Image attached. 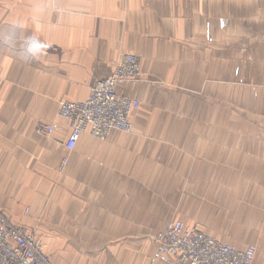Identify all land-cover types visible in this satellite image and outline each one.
Masks as SVG:
<instances>
[{
    "label": "crops",
    "instance_id": "crops-1",
    "mask_svg": "<svg viewBox=\"0 0 264 264\" xmlns=\"http://www.w3.org/2000/svg\"><path fill=\"white\" fill-rule=\"evenodd\" d=\"M15 21L46 47L24 62L0 41L1 214L53 264H150L152 233L205 218L264 264V0H0V32ZM127 53L143 72L117 88L141 104L132 133L68 151L60 102Z\"/></svg>",
    "mask_w": 264,
    "mask_h": 264
},
{
    "label": "built area",
    "instance_id": "built-area-1",
    "mask_svg": "<svg viewBox=\"0 0 264 264\" xmlns=\"http://www.w3.org/2000/svg\"><path fill=\"white\" fill-rule=\"evenodd\" d=\"M140 77V59L126 54L117 62L109 78L97 82L85 102L60 103L59 117L71 127L66 143L68 151L76 148L85 133L100 141H106L115 131L132 133V118L141 104L134 98L119 95L117 88ZM53 130L52 126L41 123L35 131L45 136L52 134ZM153 240L156 251L151 257L152 264H254L257 252L255 246L241 250L224 244L200 227H189L180 221L169 223L164 232L153 236ZM0 264L53 263L42 251L35 235L13 226L0 214Z\"/></svg>",
    "mask_w": 264,
    "mask_h": 264
},
{
    "label": "clouds",
    "instance_id": "clouds-1",
    "mask_svg": "<svg viewBox=\"0 0 264 264\" xmlns=\"http://www.w3.org/2000/svg\"><path fill=\"white\" fill-rule=\"evenodd\" d=\"M20 29V22L11 23L5 31L0 32V41L9 48L18 47V57L24 62H30L42 56L46 44L35 35L19 36Z\"/></svg>",
    "mask_w": 264,
    "mask_h": 264
},
{
    "label": "rangeland",
    "instance_id": "rangeland-1",
    "mask_svg": "<svg viewBox=\"0 0 264 264\" xmlns=\"http://www.w3.org/2000/svg\"><path fill=\"white\" fill-rule=\"evenodd\" d=\"M127 54H129V53H127ZM126 54H124L123 56H125ZM132 55H134V54H132ZM122 56V57H123ZM135 56H137V55H135ZM122 57H120L119 58V60H121V58ZM138 57V56H137ZM139 59H140V62H141V77L137 80V81H139V80H141L142 79V77H143V72H142V61H141V58L140 57H138ZM119 60H117V62L119 61ZM117 62L115 63V67H116V64H117ZM114 70H115V68H114ZM114 72V71H113ZM113 74V73H112ZM111 74V75H112ZM110 77V76H109ZM108 77V78H109ZM107 79V78H106ZM104 80V79H103ZM128 83H130V82H128ZM127 84V83H126ZM61 102H64V101H61ZM60 102V103H61ZM69 102V101H68ZM73 103H75V102H73ZM59 106H60V104H59ZM71 134V133H70ZM221 210V209H220ZM1 214V213H0ZM1 215H3V214H1ZM4 216V215H3ZM214 219H216V218H214ZM9 221V220H8ZM10 222V221H9ZM171 222H174V221H170L169 223H171ZM180 222H182V221H180ZM11 223V222H10ZM168 223V224H169ZM182 223H184L186 226H189V227H195V226H198V227H200V229H202L204 232H208V231H216L219 235L220 234H223V235H225V233H226V235H228L229 233H228V231L225 229V228H223L222 227V223H219V222H215L214 223V221L212 222V224H211V222L210 221H208L206 218L203 220V221H201V222H188V221H186V222H182ZM214 223V224H213ZM13 226H15L13 223H11ZM167 224V225H168ZM236 225H238V224H236ZM15 227H17V226H15ZM167 227V226H166ZM17 228H21V229H23L25 232H27V233H30V234H33V235H35V237L39 240V242L41 243V245H42V251H43V242H42V240H41V238L37 235V231H28V230H26V229H24V228H22V227H17ZM166 229V228H165ZM165 231V230H164ZM164 231H159V232H164ZM159 232H155V233H152L151 235H150V237H149V240H150V242L153 244V246H154V252L147 258V260H148V262L150 263V264H152L151 263V257L153 256V254L155 253V251H156V244L154 243V240H153V236H155V235H157ZM208 234V233H207ZM217 239V238H216ZM217 240H219V239H217ZM220 241V240H219ZM221 242V241H220ZM224 244H226V243H224ZM228 245H230V244H228ZM231 246H233V245H231ZM250 246H254V245H249L247 248H249ZM256 247V246H255ZM246 248V249H247ZM257 249V248H256ZM154 264H161V263H154ZM176 264H179V263H176Z\"/></svg>",
    "mask_w": 264,
    "mask_h": 264
}]
</instances>
